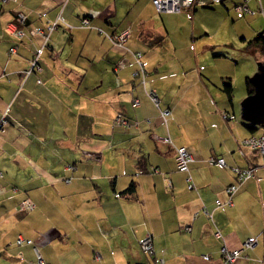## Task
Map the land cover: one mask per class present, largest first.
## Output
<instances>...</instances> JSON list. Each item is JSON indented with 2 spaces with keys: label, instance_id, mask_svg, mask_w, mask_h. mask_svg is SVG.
<instances>
[{
  "label": "crops",
  "instance_id": "0c3cea01",
  "mask_svg": "<svg viewBox=\"0 0 264 264\" xmlns=\"http://www.w3.org/2000/svg\"><path fill=\"white\" fill-rule=\"evenodd\" d=\"M231 1L226 22H236L243 40L264 31V0H250L253 12L243 17L235 8L241 0ZM18 10L38 26L59 14L72 25L52 32L40 72L25 74L41 36L19 39L7 29ZM171 13L154 0H0V264H41L36 247L46 264H155L156 256L165 264H224L223 245L240 248L252 236L258 242L231 264H264L263 159L249 147L240 151L242 139L263 131L241 117L259 49L250 46L241 73L240 59L222 51L212 58L204 46L193 55L174 37ZM84 17L90 27L81 26ZM99 29L130 34L118 46ZM136 51L148 62L159 106L172 112L167 124L134 77ZM121 60L127 66L115 70ZM225 112L237 117L225 119ZM118 113L131 124L114 125ZM182 145L194 156L187 172L177 166ZM211 155L227 166L211 165ZM250 165L255 176L229 202L232 166ZM132 182L135 191L125 193ZM26 197L36 207L21 212ZM149 233L154 253L139 244ZM18 236L34 242L19 244Z\"/></svg>",
  "mask_w": 264,
  "mask_h": 264
},
{
  "label": "built area",
  "instance_id": "2783aa9c",
  "mask_svg": "<svg viewBox=\"0 0 264 264\" xmlns=\"http://www.w3.org/2000/svg\"><path fill=\"white\" fill-rule=\"evenodd\" d=\"M3 2L7 3L11 0H2ZM157 4V7L160 11H166V12H186L189 18H192L194 16V11L198 6H204L208 4H215V3H221L228 0H154ZM250 0H241L240 2L235 4V8L238 11V15L242 16L245 14V12H253L249 6ZM65 26L67 28H71L72 25L69 24L60 14L57 16V18L53 20H49L48 24L46 26H38L34 24L33 22H29L28 15L23 10H18L15 13V17L12 22H10L7 26L8 31L16 36L19 39L24 38L27 35H39L42 38L41 44H39L34 51V55L30 60V66L26 70L25 74H30L32 72H40L42 70L41 65V57L44 52V50L47 47L51 46V34L53 31L58 29L60 26ZM81 26L90 27V18L84 17L81 22ZM101 32H104L106 37L111 40L114 44L125 46L126 39L130 34V29H127L121 33H109L102 29H99ZM18 51V45H12L9 49V53L13 54ZM134 58L138 65L137 69L134 71V77L140 79L141 83L147 90V93L149 96L153 99V101L156 103L157 106L160 105V97L158 93L148 87L149 84V73L147 69V61L143 57L142 51H136L134 52ZM127 64L124 60H121L115 67V70H118L120 68L126 67ZM41 82V78L38 80ZM134 105H139L140 101L138 98H135L133 101ZM159 116L162 118V120L167 124L168 120L172 117V112L169 108H161L159 110ZM225 119L233 120L235 118L234 114H229L225 112L223 114ZM3 120H5V114L3 115ZM150 121V119H148ZM114 124H122V125H130L129 119L125 117L122 113H118V115L114 119ZM156 138L161 139L162 137L158 136L157 134L154 135ZM163 140L167 142H171L172 139L168 135ZM241 153H244L243 147H249L251 149L257 150L263 159L264 164V130L259 134H253L249 137H246L241 140L240 142ZM176 159H177V166L180 171H189L190 170V163L194 160L193 154L190 152V150L182 145L178 146L176 148ZM208 162L211 165H218V166H227V162L225 157L223 156H215L211 155L208 158ZM70 168H73L72 165H70ZM235 175H236V182L230 184L227 186L226 190L229 193V202H231V196L238 190L239 185L243 182H245L247 179L255 176V169L256 167L254 165H250L248 167H240V166H233L232 167ZM188 187L193 188V179L191 176H188ZM68 181H70V178H68ZM171 185V182H170ZM35 207V203L30 198H25L20 208L23 210L31 211ZM206 213L209 216H212L211 212H208L206 210ZM191 227H187L189 230ZM215 234L218 237L222 236V233L219 229H216ZM24 238H20L19 243L24 242ZM28 242H31V240H28ZM258 242L257 237L252 236L249 239H247L240 248H229L226 245H223L221 248L222 258L224 264H231L234 262L240 255L243 249L253 247ZM140 247L145 252L154 253V243H153V237L152 234H147L139 241ZM38 250V249H37ZM39 251V250H38ZM38 259L39 262L42 264H45V260L43 256L38 253ZM155 264H165V260L163 257L156 256L155 257Z\"/></svg>",
  "mask_w": 264,
  "mask_h": 264
},
{
  "label": "rangeland",
  "instance_id": "374dc122",
  "mask_svg": "<svg viewBox=\"0 0 264 264\" xmlns=\"http://www.w3.org/2000/svg\"><path fill=\"white\" fill-rule=\"evenodd\" d=\"M231 3L232 1L228 0L225 1V4L215 3V4H211L210 6H198L196 11L194 12V18L192 20L188 19L186 12H172L170 15L167 16L169 17L170 23H172L173 25L172 27H173L174 37L180 38L181 41L182 40L185 41L186 43L185 47H187V50H189V52H191L194 55V52L197 49L201 50L204 46H208L207 49L209 50L208 51L209 56H211L212 58H218L217 56H215V54L220 53V51H222L224 55H226V58H229V60H233L234 63L236 60L240 59V65L237 70L239 71L238 73H241L240 72L241 65L246 64L248 60L249 61L251 60L250 56L247 53V50L251 47L248 44V39L246 41L243 40L242 37L243 34H241L240 32L241 28L239 29V26L236 24V22L232 20V18L228 19V22H226V14H227L226 5L229 6ZM256 35L257 34H254V36L252 37H255ZM250 39H252L251 36L249 40ZM191 44H193V48L190 47ZM236 44L238 45L236 46ZM236 93H238V90ZM7 110L4 113L5 120L1 119V123L6 121ZM70 165L75 167V165L71 163L68 164L69 168ZM26 198H30V197H26ZM22 201L19 203L18 210L21 212H30L26 209L23 210L22 208H20ZM35 207H36V203H35ZM34 208L32 210H34ZM20 238H24L25 241L19 243ZM28 240H31V242H28ZM33 242L34 241L32 239H26L23 236H18L17 238V243L19 244L33 243ZM37 249L38 248L36 247L37 259H38V253L41 254V252L38 251L39 249L38 250ZM142 251L144 250L142 249Z\"/></svg>",
  "mask_w": 264,
  "mask_h": 264
},
{
  "label": "water",
  "instance_id": "95a60500",
  "mask_svg": "<svg viewBox=\"0 0 264 264\" xmlns=\"http://www.w3.org/2000/svg\"><path fill=\"white\" fill-rule=\"evenodd\" d=\"M254 92L241 101V117L253 125H264V62H258L257 71L251 75Z\"/></svg>",
  "mask_w": 264,
  "mask_h": 264
},
{
  "label": "trees",
  "instance_id": "16d2710c",
  "mask_svg": "<svg viewBox=\"0 0 264 264\" xmlns=\"http://www.w3.org/2000/svg\"><path fill=\"white\" fill-rule=\"evenodd\" d=\"M260 1V0H259ZM223 4H225V1L224 2H221ZM211 4H208V5H204V6H210ZM260 5H261V2H260ZM261 9H263L262 5H261ZM252 10V9H251ZM253 11V10H252ZM195 12V11H194ZM248 13V12H245V14ZM237 14H238V11H237ZM245 14H243L242 16H239V17H243ZM188 16V15H187ZM189 17V16H188ZM193 18V17H192ZM18 45V43H16ZM248 44L249 46L253 45L255 46L256 48L259 49V52H258V61L259 62H264V31L262 32H259L255 37H253L252 39H250L248 41ZM15 45V44H13ZM11 47V46H10ZM10 49V48H9ZM35 51V50H34ZM34 55V54H33ZM33 57V56H32ZM31 60V59H30ZM148 69V68H147ZM148 73H149V70H148ZM245 84H246V88H247V91H248V94L250 93H253L254 92V85L252 84L251 82V76H246L245 78ZM223 89L224 91L226 92L228 98L230 101L233 100V96H234V86H233V83L231 81V78L230 77H226V80H224L223 82ZM134 106H137V105H134ZM159 107V110L161 109L160 106ZM164 109V108H163ZM229 114H234L235 115V118L237 117L236 114L234 112H229ZM118 115V114H117ZM116 115V116H117ZM115 116V117H116ZM234 118V119H235ZM115 119V118H114ZM245 123H247L249 125V127H251V129H257V128H263L264 130V125H259V126H256V125H253L251 124L250 122H246L245 120H243ZM114 122V121H113ZM130 122V120H129ZM131 124V123H130ZM114 125H122V124H114ZM123 126V125H122ZM127 126V125H126ZM227 162V161H226ZM225 167V166H223ZM233 167V166H232ZM232 169V168H231ZM233 170V169H232ZM135 191V184L132 182L129 187L125 190V193H133Z\"/></svg>",
  "mask_w": 264,
  "mask_h": 264
}]
</instances>
